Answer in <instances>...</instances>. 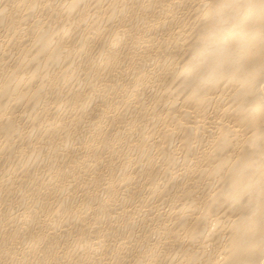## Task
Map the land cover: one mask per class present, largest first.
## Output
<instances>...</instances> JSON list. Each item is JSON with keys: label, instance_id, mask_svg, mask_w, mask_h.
Instances as JSON below:
<instances>
[{"label": "bare ground", "instance_id": "6f19581e", "mask_svg": "<svg viewBox=\"0 0 264 264\" xmlns=\"http://www.w3.org/2000/svg\"><path fill=\"white\" fill-rule=\"evenodd\" d=\"M0 264H264V0H0Z\"/></svg>", "mask_w": 264, "mask_h": 264}]
</instances>
